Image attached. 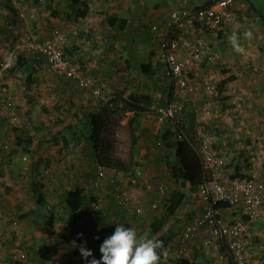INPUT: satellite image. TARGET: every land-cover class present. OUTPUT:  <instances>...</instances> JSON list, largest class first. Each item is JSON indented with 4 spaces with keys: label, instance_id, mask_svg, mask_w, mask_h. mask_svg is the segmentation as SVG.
<instances>
[{
    "label": "crops",
    "instance_id": "obj_1",
    "mask_svg": "<svg viewBox=\"0 0 264 264\" xmlns=\"http://www.w3.org/2000/svg\"><path fill=\"white\" fill-rule=\"evenodd\" d=\"M78 1L80 6H83V3L87 5L88 11L83 18L68 19V21H66L67 19H48L51 26L36 27V30L28 32L29 38L32 37L33 41H35L34 36L42 39L49 34L52 27L58 26L67 34L65 54L80 70V73L101 79L109 89L110 94L116 88L120 98H128L132 94H143L152 99L148 110L138 116V120L145 119L152 106L166 102L164 97L162 103H159L158 100L163 96L167 85L156 79L157 71L163 70V65L158 58L159 43L157 45L154 42L155 37L150 33L149 24L155 19V16L164 13L166 5L169 4L168 1ZM6 2L0 0V35H6L4 38L0 37V40L18 38L22 35L21 31L27 30V27L24 26L23 28L21 25L20 29H17V19L15 20L14 17L17 15L16 11L13 10L10 3ZM163 3L164 7H160ZM244 7L243 3H240L236 9L242 13L245 10ZM8 11H12V14L4 15ZM238 12L237 15L240 18L241 15ZM110 16L116 18L113 27L107 25V17ZM35 20L32 24H36V26L42 24V22L39 24L38 19ZM165 22L167 24L166 18ZM123 23H125L124 28L118 29V25ZM7 27L10 28L9 31L4 29ZM230 31L228 30V32ZM17 33L20 34L17 35ZM219 34L223 37L221 32ZM28 42L29 40H25L23 44ZM140 44L145 47L143 51ZM110 47L116 48L114 51L116 54L111 55L120 57V64L114 62L116 63L114 66L111 59L108 58V48ZM216 47L221 49L220 46ZM140 50L143 53H140ZM217 51L222 56V52ZM137 52L140 55L144 54L143 58L147 62L146 64L150 66L148 75H144L142 67L134 69L135 72L133 71ZM24 53L21 56V62L8 70L9 77L5 78V75L4 77L2 75L0 78V99L6 97L10 99L12 104V111H8L7 114L0 112V138L2 147H4L3 158L9 160L6 164H0L2 183H9L12 186L11 191L21 200L28 199L33 194L34 190L32 189H36L38 186V193L42 196V201L34 209V213L40 217L44 215V235L40 233L39 239L42 237L44 247L55 248L56 250V254L49 262L55 260L56 264H87L81 254H73L76 246H73L68 238L70 229L67 221L70 212L64 202L65 194L68 191L77 189L82 191L83 205L75 217L78 218L77 227H81L84 232L82 244L91 250L93 257L99 253L92 248V241L95 238L103 236L105 239L110 236L117 224L132 227L130 224L133 221L137 222L135 225L138 226V234H140L141 227L151 217L145 219L125 217L114 208L112 202L107 203L100 212H92L90 209L92 200L90 179L95 171L96 160L95 152L88 140L90 135L88 115L100 110L104 104L97 100V97L84 95L72 81L58 79L46 73L42 74L28 53ZM2 55L3 48L0 47V56ZM113 66L114 68H112ZM0 69H4L3 66H0ZM134 73L137 75L136 79L133 78ZM141 75L152 80L147 82L146 79H141ZM233 81V79L228 78L219 83L226 88L228 84L231 86ZM131 87L138 89L132 91L130 90ZM222 91L224 90H221L220 87L219 96H221ZM104 100L106 99L104 98ZM219 100L222 99L218 97ZM226 108L223 106L221 112L225 113ZM231 109L233 108L227 110L230 111ZM221 114V120L227 121L225 118L223 119L224 115ZM143 115L146 116L143 117ZM249 119L252 135L264 134V113L260 107H255L249 112ZM81 124L83 125L82 128H80ZM152 124L154 125L156 122ZM156 126L159 128L158 125ZM144 127L149 129L147 132L150 133V136L147 138L142 135L141 143L136 141L139 143L137 147L140 148L138 152L141 157L139 159L141 160L139 161L140 164H137L136 167L144 170V179L149 180L168 173L166 161L169 159L163 153L166 150L165 142L161 139V135H158V129H155L154 126L151 127L152 129L147 126ZM172 150L174 151V149ZM170 182L171 190L175 189L174 187L177 186L171 178ZM188 188L185 189L184 200L177 206L174 205L175 209L171 210L170 218L166 223L164 232L169 231L170 225H180V228L176 234L175 227H171L174 236L164 247L158 250L159 264H181L179 261L169 258L167 253L175 246L184 225L193 221L201 213L203 202L199 198L197 190L195 192L190 190V194H187ZM13 200L15 199L13 198ZM187 200H193L189 201L191 203L190 208L187 207L188 210L180 208V205L188 204ZM164 212H157L154 217L152 216L153 219ZM50 216L53 217L51 229L45 224ZM18 242L19 244L22 243L20 240ZM198 242L194 245L193 252L180 261L193 264L205 260L202 258L200 250L197 249ZM2 244L3 246H1ZM6 244L5 241H2L0 249ZM12 246L9 248L10 251L5 250L0 253V263L7 262L11 254L15 253V251L11 252Z\"/></svg>",
    "mask_w": 264,
    "mask_h": 264
},
{
    "label": "rangeland",
    "instance_id": "obj_2",
    "mask_svg": "<svg viewBox=\"0 0 264 264\" xmlns=\"http://www.w3.org/2000/svg\"><path fill=\"white\" fill-rule=\"evenodd\" d=\"M1 1H7L6 3H8V0ZM22 1L23 9H21L23 10L24 17L19 18L17 15H14V17L15 20L17 19V29H20L21 25L23 28L24 26L27 27V30L21 31L22 35L18 36V38L16 37L14 39L13 37L8 40L4 39L5 41L3 39L0 40V47L3 48V55L0 56V66H3L4 68L0 69V71L3 77L5 75V78L9 77L8 70L17 64V59L21 58V56L25 54L24 52H26V49L29 47V45L32 43L42 42L48 36L47 34V36H44L45 38L43 37L42 39H39L33 35L35 38V41H33L32 37L29 38V31L36 30V27L40 28V26L45 27L48 25L50 27L51 22L48 19H67L66 21H68V19L72 20L73 18H68L66 15H64L66 13V8H63L65 5V0ZM156 1L158 2V0ZM166 1H168L169 4L166 5L164 13L155 16V19L149 24L150 28L152 23L158 22V25L160 26L159 33L161 34L166 33L167 24L165 22V17H168L171 11L178 10L179 8L185 6H189L191 9L201 8L209 3V0ZM163 5L164 3L160 5V7H164ZM243 5L245 6V10L242 11L241 17L239 18L236 12L235 22L224 29L225 33L223 34V38L221 36L219 38V33L210 35L209 39L212 43L214 42L215 50L222 52V56L219 53L220 58L217 63L213 64L211 67H207L201 72V74L198 73V77L195 80L194 78L192 79L193 82L191 83V89L193 95L191 98L194 102L186 103L185 111L187 114H185L188 117L189 112L194 113L195 119L191 124H193L192 130L196 133L197 141L200 143V145H203V142L206 141L207 150L212 152L215 156L214 159H216L217 164L213 168L214 171L212 173L213 176H211V179L225 184L226 182L237 178L241 181H250L253 184L254 189H257L256 187L261 186L264 190V134L257 136L254 134L252 135V130L249 124V112L252 109L255 107H260L261 111L264 113V0H244ZM236 8L237 6L235 7L234 11H238ZM54 10L62 13V17H56L57 15L53 14ZM12 11H8L9 13L5 12L4 15H11ZM35 19H38L39 24L41 22L42 24L39 26L32 24L33 21H36ZM4 29L9 31L10 28L7 27ZM54 29H58L64 35H67L62 29L58 28V26L52 27L50 32ZM228 30L231 31L228 32ZM246 31H251L253 33L251 40L244 38L243 34ZM233 33L237 34L240 44L244 48L243 52L236 51L229 42L228 37ZM18 34L20 33H17V35ZM5 36L6 35L4 34L0 35V37L3 38ZM153 37H155L153 39L154 42H156L157 45L159 43L158 58L161 61V38L159 35ZM221 38L223 40H221ZM25 40H29V42L23 44ZM216 46H220L221 49H218ZM66 47L67 43H65V49H67ZM140 47L142 51L145 49L144 45H141ZM115 50L116 48L114 47L108 48V58L111 59V62L114 64V66L116 63L120 64L121 62L119 60L120 57H114L111 55L114 53L116 54V52H114ZM141 50L140 53H143ZM149 50L152 51L151 48H149ZM143 57L144 54L140 55L137 52L133 71L134 69H140L142 65L147 63ZM68 65L71 66V63H68ZM114 66L112 68H114ZM75 67L76 66H72V68ZM69 68L70 67L68 66L66 67L67 72L69 71ZM149 68L147 69L146 73L144 72V75H148V72L150 71ZM38 69L42 72V74L46 73L49 76H53L58 79L72 81L78 87L77 80H74L72 77L68 78L63 75L55 74L54 72H43L40 68ZM223 71H226L225 75ZM134 75L135 76H133V78L136 79V73H134ZM228 78L233 79L234 81L231 82V86L228 84L227 87L224 88L220 83L223 82L224 79ZM141 79L146 78L141 75ZM156 79L162 84L164 83V85H167V88L165 87L163 96L158 99L159 103H162L164 98L166 99V102L160 105L152 106L149 115H143V117L146 116L145 119L138 120L137 117L131 126L129 125V122L133 118V113L127 112L125 115H122V105L120 104L121 98L119 97V92L116 88H114V90H112L111 94L109 95H107L104 90H101L99 95H94L88 88L83 89L78 87L79 90H81L87 97H90V95L92 97H97V100H100L104 106L110 103L111 105L118 107V110H115L113 118H120V120L118 122H113L114 126H112V123L109 132L111 137L114 139V143L115 139L118 140V145L115 144L112 155L114 157L121 158L124 163L130 164L131 162L132 168L136 167L137 164H140L139 161H141L139 160L141 157L139 156L138 152L140 148L137 146L139 143H141V136H145L146 133H149L147 132L149 129L145 128L144 126H147L150 129H152L151 127L154 126L156 129V125H158L159 128L157 129L159 136L164 135L165 132L168 131L170 135L168 139L164 141L165 143H172L174 140H176L174 134L175 126L172 125V123L164 120L159 121L158 116L154 111L155 108L166 105L170 94L169 81L164 77L162 69L157 71ZM146 80L147 82H150L152 79L147 78ZM204 80L209 81L212 85H214L215 90L213 95L210 97L207 96L203 91L202 83ZM220 87L221 90H224L221 92V96L218 94ZM137 89V87H131L130 90L135 91ZM132 91L129 92L132 93ZM218 97H220L222 100L218 101ZM104 98L106 100H104ZM205 100H209L210 102L209 105H206L208 108L204 110L203 103ZM223 106L227 107L225 113L221 112V108ZM228 108L233 109L229 111L227 110ZM220 114L222 116L224 115L223 119L225 118L227 121L221 120ZM232 116H234V118H232ZM154 122H156V124L153 125L152 123ZM82 127L83 125L81 124L80 128ZM136 141H139V143ZM164 147H166V150L163 153L166 154V157L169 160L171 159L170 161H173L172 159L174 151L172 149H168L166 145H164ZM7 161L9 160L4 158L2 163L6 164ZM167 171L168 173L162 174L161 177H158L165 181L168 190V196H166L164 199L163 205L159 212H170L172 210V193L179 191L178 185H176L177 187H174L176 190H171L172 186L170 182L169 168ZM36 190H39L38 186L36 187ZM170 190L172 191L171 193ZM188 190L190 191V188H188L187 191ZM13 198L15 200H13ZM29 198L30 199L21 200L11 190H9L8 183L7 185H0V244L2 241L7 243L4 245V247H1L0 253L5 250L10 251L9 248L11 245H13L11 247V252L15 251L14 254H11V257L7 262L0 264H47V262L44 260V257L38 255V248L44 245V242H42V237L39 239L40 233L41 235L42 233L44 235V215L43 217H40L34 212H29L33 209H36L38 205V201H34V193L31 194ZM190 205L191 203L189 204V208ZM105 206L106 205H104L103 208ZM25 213H27V216L21 218L20 215ZM153 217L145 221L146 224L141 227L142 229H140V234H138V226L135 225L137 222H131V228L136 230L140 238H153L150 231L153 223ZM223 217L230 224L244 221L243 217H240L237 213L233 212L224 213ZM171 227H175L174 230L177 234L180 225H170V229L168 231L170 233H172ZM246 227V232L249 235V238L244 252H246L248 264H264V218H258L256 221L246 224ZM164 229H161L162 233L164 232ZM164 233L167 234L166 232ZM18 240L22 241V243L19 244ZM1 246H3V244Z\"/></svg>",
    "mask_w": 264,
    "mask_h": 264
},
{
    "label": "built area",
    "instance_id": "obj_3",
    "mask_svg": "<svg viewBox=\"0 0 264 264\" xmlns=\"http://www.w3.org/2000/svg\"><path fill=\"white\" fill-rule=\"evenodd\" d=\"M9 1L17 16L23 18V1ZM242 1L244 0H209L201 8L191 9L185 6L173 10L165 17L167 29L164 34L159 33L158 22L150 25L152 36L159 35L161 38V62L164 75L169 81L168 102L154 109L159 121L169 120L175 126L184 120L186 103L194 102L191 98L192 79L195 80L198 73L201 74L220 58L209 37L219 32L225 33L224 29L235 22L234 9ZM66 42L65 35L54 29L42 42L29 45L26 52L31 58L41 53L43 64L39 68L43 72L72 77L77 80L78 87L88 88L94 95H99L101 90L109 95L110 91L101 79L85 76L68 65L69 62L62 53ZM67 66L70 67L68 72ZM202 86L207 96L213 95L214 85L204 80ZM209 102L204 101V110L208 108L206 105ZM11 105L9 101L0 100V112L7 114L12 111ZM145 136L148 138L150 133ZM200 146L204 168L210 174V178L197 188L203 202L202 210L198 217L184 225L175 246L167 256L176 261L183 260L193 252L194 245L199 241L197 249L205 260L193 264H248L244 252L249 238L246 224L264 218V190L261 186L254 189L250 181L237 178L225 184L211 179L216 159L207 150L206 141ZM3 148L0 139V163L4 160ZM124 177V172L95 163V171L90 179L92 212H100L109 201L125 217L133 219L149 218L160 211L168 196L167 186L162 178L145 181L141 168H136L127 179ZM190 192L188 190L187 194ZM187 201L188 204L184 203L180 208L188 210L189 201L192 200ZM217 203H225L227 208L217 210ZM228 212L248 217V220L230 224L223 217Z\"/></svg>",
    "mask_w": 264,
    "mask_h": 264
},
{
    "label": "trees",
    "instance_id": "obj_4",
    "mask_svg": "<svg viewBox=\"0 0 264 264\" xmlns=\"http://www.w3.org/2000/svg\"><path fill=\"white\" fill-rule=\"evenodd\" d=\"M9 1V0H8ZM10 3V1L8 2ZM65 5L63 8H66V15L68 18L73 17L72 19H78L83 18V16L87 13V5L82 4L83 6H80L78 0H65ZM82 3V2H81ZM243 3V1L241 2ZM58 8V7H56ZM234 15L236 18V12L234 11ZM57 16L56 17H62V13L58 12L57 10H54V13ZM61 15V16H60ZM241 15V13H240ZM116 22V18L114 17H107V25L109 27H113ZM125 26V23L122 25H118V29L122 30ZM51 33V32H50ZM49 33V34H50ZM48 34V35H49ZM66 41H67V35H65ZM220 38V35H219ZM223 38V37H222ZM220 40V39H219ZM223 40V39H221ZM63 56L69 63H71L72 66L74 65L70 59H68L67 55L65 54V45L62 48ZM33 62L36 65V67H40L43 64V58L41 53H37L33 58ZM21 62V58L17 59V63ZM149 68V65L144 64L142 65V71L146 73L147 69ZM77 71V67H75ZM226 73V71H223ZM164 74V71H163ZM58 76V75H57ZM2 75L0 76V78ZM165 77V75H164ZM61 78V76H60ZM166 78V77H165ZM0 100L9 101L8 98H3ZM152 99L146 95L143 94H132L128 98H121L120 104L122 105L121 113L122 115H125L127 112L133 113V118L129 122V125L131 126L132 123L135 121V118H137L140 114L146 112L148 108L151 105ZM186 106V105H185ZM12 107V105H11ZM114 108V109H113ZM115 110H118V107L115 105H111L110 103L106 104L104 107H102L100 110L91 113L88 115V122H89V129H90V135H89V143L91 147L93 148L95 152V160L98 164L102 166H106L108 168H115L121 172H124L125 179L127 177H130L134 170L136 168L140 167H131L130 164L124 163V161L121 158L114 157L112 155V152L115 148V144L118 145V140L114 139L110 135V126L113 122H118L120 118L114 119V113ZM187 114V112L185 111ZM185 114L184 120L180 123H177L175 125V137L176 140H174L172 143H164L168 149H174V155H173V161H166L168 168H169V176L171 180L176 184L179 185V191H175L172 193L171 196V203L172 207L171 209H175L174 205L177 206V204H180L182 200H184L185 197V189L186 187H189L191 191L195 192L198 188V186L205 181H207L210 178V174L208 171L205 170L202 160V154H201V146L200 143L197 141L196 133L192 130L193 120L195 119V115L192 112L188 113V117ZM169 122V120H165ZM118 125V123H117ZM114 126V123L113 125ZM170 133L168 131L165 132L164 135H161V139L165 141L168 139ZM132 168V169H131ZM2 173L0 172V185H7L2 183ZM9 190H12V186L8 183ZM34 190V201H38L37 204H39L42 201V196L36 189ZM81 190L77 189L74 191H68L65 194L64 202L67 206L70 217L67 221L68 227L70 229V233L68 234V238L71 240L72 244L75 242V249L73 251L74 255L80 254L79 247L82 244L83 241V229L81 227H77L78 224V218L75 217V214H77L83 205V197L81 195ZM30 199V198H28ZM111 202V201H109ZM107 202V203H109ZM106 203V204H107ZM181 206V205H180ZM227 205L225 203H217L215 206V209L221 210L226 209ZM35 210L29 211L33 213ZM27 213L20 215L21 218L26 217ZM171 211L164 212L163 214H160L158 217L153 219V223L151 226V233H152V239H157L163 242L162 247H164L174 236L172 233L166 231L167 234L162 233L161 229L163 230L166 227V223L168 219L170 218ZM244 218V221L248 220V217L242 216ZM52 222L53 217H49L46 221V226L51 229L52 228ZM104 237L98 236L92 241V248L96 251H99V247L101 243L103 242ZM56 254L55 248H48L44 247V245L40 246L38 248V255L41 257H44V260L48 262L47 264H56L53 260L49 262L54 255ZM64 255V253H62ZM61 254V255H62ZM101 256V253L99 252L97 254L96 259H99ZM181 264H186L184 261H179Z\"/></svg>",
    "mask_w": 264,
    "mask_h": 264
},
{
    "label": "clouds",
    "instance_id": "obj_5",
    "mask_svg": "<svg viewBox=\"0 0 264 264\" xmlns=\"http://www.w3.org/2000/svg\"><path fill=\"white\" fill-rule=\"evenodd\" d=\"M243 35L247 40H251L253 37L251 31H246ZM228 39L236 51H244L236 33H233ZM162 245L163 242L160 240L140 238L135 229L125 227L124 224H117L114 232L101 243L99 259L94 258L91 250L84 245L79 247V251L87 264H159L158 250L162 248ZM73 246H75V242H73ZM89 257L92 258L88 259Z\"/></svg>",
    "mask_w": 264,
    "mask_h": 264
}]
</instances>
